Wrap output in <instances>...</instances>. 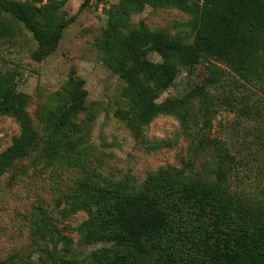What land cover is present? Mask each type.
Returning <instances> with one entry per match:
<instances>
[{
	"label": "trees",
	"instance_id": "obj_1",
	"mask_svg": "<svg viewBox=\"0 0 264 264\" xmlns=\"http://www.w3.org/2000/svg\"><path fill=\"white\" fill-rule=\"evenodd\" d=\"M92 1L84 0L82 7ZM147 5H174L193 13L195 38L185 43L140 28L120 39L108 61L126 84L122 94L127 104L116 116L134 133L162 114L181 116L199 136L203 175L191 179L170 167L149 173L140 186L126 181L84 184V197L74 204L89 213L85 243L109 245L103 248L104 264H264V192L256 194L257 190L235 182L242 179V168L250 170L257 162L250 160V152L249 157H239L238 137L211 132L214 100L226 103L239 120L259 122L261 129L252 132L257 139L254 147L264 151V0H120L109 14V32L117 37V27L126 24L130 13ZM0 10L32 34L37 48L31 55L37 61L57 49L73 21L61 20L52 8L29 1L0 0ZM155 51L163 54L160 61L149 58ZM202 57L226 67L211 64L201 85L182 97L158 102L180 67L195 68ZM210 88L226 95L214 99ZM16 89L15 74L4 75L0 109L18 120L22 129L0 153V177L38 142L25 97ZM86 100L84 91L70 92L53 114L50 152H56L54 145H71L63 135L73 125L76 129L74 119L85 109ZM247 135L243 143H248ZM57 248L55 244L49 253L53 260Z\"/></svg>",
	"mask_w": 264,
	"mask_h": 264
},
{
	"label": "rangeland",
	"instance_id": "obj_2",
	"mask_svg": "<svg viewBox=\"0 0 264 264\" xmlns=\"http://www.w3.org/2000/svg\"><path fill=\"white\" fill-rule=\"evenodd\" d=\"M13 1L46 6L57 18L73 21L66 26L57 49L37 61L31 55L37 48L32 34L0 10V81L8 73L15 74L16 90L25 97L24 107L38 141L0 177V262L104 264L103 248L109 245L85 243L89 213L74 204L83 199L84 184L126 181L140 186L149 173L170 167L191 179L203 175V155L197 149L199 136L181 116L162 114L140 133L130 131L116 116L127 100L122 94L126 84L108 63L112 49L140 28L192 43L195 16L174 5H147L140 12L130 13L126 24L117 27V38L109 32L108 21L120 0H93L86 7H82L84 0ZM162 55L155 51L149 58L157 62ZM211 64L226 67L204 57L195 68L180 67L176 80L158 102L182 97L193 86L201 85L210 74ZM76 90L86 93L85 109L74 119L76 129L73 125L63 135L71 145H54L51 148L56 152L52 153L49 139L53 114ZM210 91L213 97L226 95L218 89ZM213 103L212 134L238 137L239 157H249L250 152V160L257 162L250 170H240L242 179L235 180L236 185L253 188L256 194L264 192V151L254 147L257 139L252 134L261 129L259 122L241 121L234 107L215 100ZM21 129L18 120L0 109V153ZM246 133L248 143H243ZM55 244L58 248L53 260L49 253Z\"/></svg>",
	"mask_w": 264,
	"mask_h": 264
}]
</instances>
